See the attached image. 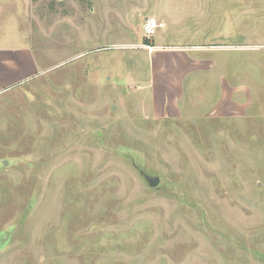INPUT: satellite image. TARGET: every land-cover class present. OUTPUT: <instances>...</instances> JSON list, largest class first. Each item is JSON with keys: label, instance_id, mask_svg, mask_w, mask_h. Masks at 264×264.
<instances>
[{"label": "rangeland", "instance_id": "374dc122", "mask_svg": "<svg viewBox=\"0 0 264 264\" xmlns=\"http://www.w3.org/2000/svg\"><path fill=\"white\" fill-rule=\"evenodd\" d=\"M20 27L44 69L0 93V264H264V0H0ZM155 50L212 65L179 116Z\"/></svg>", "mask_w": 264, "mask_h": 264}, {"label": "crops", "instance_id": "0c3cea01", "mask_svg": "<svg viewBox=\"0 0 264 264\" xmlns=\"http://www.w3.org/2000/svg\"><path fill=\"white\" fill-rule=\"evenodd\" d=\"M26 29L23 32V28L20 27L17 37L12 38L14 39L12 43H0V93L19 86L33 76H37L44 69H42L41 63L33 51V46L28 43L29 33H26ZM183 54L187 56L188 53L179 50H155L152 53L153 74L161 85L160 93L162 95L161 97L158 94L155 99V106L152 108V111L158 112L156 114L158 116L167 114V112L170 115L179 116L181 113L179 101L181 100V92L188 72L192 69L212 67V65H206L198 68L193 62V65H187V69L180 72V68L169 61L175 55ZM191 59L193 60V58ZM209 62L210 60H208Z\"/></svg>", "mask_w": 264, "mask_h": 264}, {"label": "built area", "instance_id": "2783aa9c", "mask_svg": "<svg viewBox=\"0 0 264 264\" xmlns=\"http://www.w3.org/2000/svg\"><path fill=\"white\" fill-rule=\"evenodd\" d=\"M162 27H164V25L156 18L148 17L143 24V31L147 38H152L155 35L157 29Z\"/></svg>", "mask_w": 264, "mask_h": 264}, {"label": "water", "instance_id": "95a60500", "mask_svg": "<svg viewBox=\"0 0 264 264\" xmlns=\"http://www.w3.org/2000/svg\"><path fill=\"white\" fill-rule=\"evenodd\" d=\"M146 179L148 180L151 186H156L160 181L158 177H152L149 175H146Z\"/></svg>", "mask_w": 264, "mask_h": 264}]
</instances>
